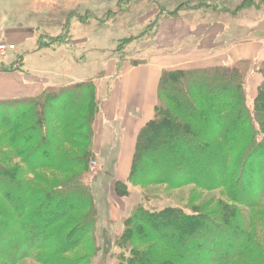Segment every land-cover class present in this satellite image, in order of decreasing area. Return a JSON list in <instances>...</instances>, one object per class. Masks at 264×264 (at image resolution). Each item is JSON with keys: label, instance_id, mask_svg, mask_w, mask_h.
I'll return each mask as SVG.
<instances>
[{"label": "trees", "instance_id": "1", "mask_svg": "<svg viewBox=\"0 0 264 264\" xmlns=\"http://www.w3.org/2000/svg\"><path fill=\"white\" fill-rule=\"evenodd\" d=\"M250 71L263 76L252 102ZM96 97L92 81H84L15 108L0 105V243L12 238L0 264H16L31 250L42 264H69L66 255L91 234L97 211L86 173L97 155ZM128 180L223 188L235 204L219 201L212 212L137 205L113 238L121 255L129 251L121 264H264V60L164 70ZM30 233L36 241L25 252L20 243Z\"/></svg>", "mask_w": 264, "mask_h": 264}, {"label": "rangeland", "instance_id": "2", "mask_svg": "<svg viewBox=\"0 0 264 264\" xmlns=\"http://www.w3.org/2000/svg\"><path fill=\"white\" fill-rule=\"evenodd\" d=\"M3 1L7 2V0ZM26 2V0H20L16 4H20L19 6H23L30 13H39L38 16L46 22L43 26L44 30L51 34V36L47 35L48 37H40V46H52L57 42L55 38L60 33L63 35L61 43L65 45L59 48L60 57L53 59L51 56V63L58 65L59 69L65 70L68 59V70L71 71L69 76L92 81L96 88V105L99 103L97 88H100L110 65L117 62L120 67V64L125 60L133 63L143 61L156 24L163 14H169L189 5L190 9L200 8L202 14L210 12L211 7H218L219 10H238L236 16V22L239 23L238 35L244 33L245 25L248 28L253 26L264 29V0H36V3L34 0H29L31 8L27 6ZM11 4L14 3L11 2ZM244 6L251 8L253 12L248 11L247 13L246 10H242L245 8ZM75 13L77 15H74ZM70 14H72L71 36L67 31H63V24L68 21ZM65 26L68 27L67 24ZM27 49L23 44H19L17 49L15 47L0 54V68H16L17 64H21L20 57L14 59L10 66L5 65L4 57L7 56L6 54L14 52L26 53ZM46 56L47 54L42 57L44 63L48 61ZM24 62L27 66L35 65L37 57L28 56ZM40 64L43 63L40 62ZM250 73L251 71L247 74V78ZM113 80L111 81L113 82ZM246 88L248 100L252 102L254 97H251V93L249 94L247 83ZM73 92L75 91L68 94ZM100 94L102 93L100 92ZM8 105L15 108L18 104ZM1 110L5 112V106ZM96 110L93 111V121H91L93 131L97 130L99 114ZM236 155H238L237 151L232 153V160L236 161ZM116 161L117 153L108 151L88 160L87 184L90 187L97 211L96 221L91 234H88L74 251L66 255L69 264H121L125 254L127 255L129 251L125 250L124 256L121 255L123 250L119 245L113 243V238L121 231L125 218L141 203L156 210L174 205L189 212L196 208L212 212L217 208L219 201L235 204L232 203L233 201L223 188L208 190L201 189L194 184L172 188L164 183L135 185L128 180L127 188L123 186L117 188L114 177ZM42 172L44 173L45 170ZM231 173L234 174L235 171L232 170ZM47 174L51 178L65 176L58 173L56 175L50 171ZM18 208L21 209L20 206ZM241 208L245 209L243 206ZM260 210L264 215V208ZM29 211L27 210V214ZM23 237L20 244L26 252V249L28 250L26 247L31 244L29 242L36 240L32 239L31 233L25 234ZM4 238L5 241L0 243V254L8 249L12 241L11 237L5 236ZM37 254L39 251L31 250L28 255L20 257L16 264H42V261L38 260L39 255ZM0 262H4V260L0 258Z\"/></svg>", "mask_w": 264, "mask_h": 264}, {"label": "crops", "instance_id": "3", "mask_svg": "<svg viewBox=\"0 0 264 264\" xmlns=\"http://www.w3.org/2000/svg\"><path fill=\"white\" fill-rule=\"evenodd\" d=\"M19 1L0 0V42L13 43L16 49L17 45L23 44L30 49L26 53L14 52L4 57L7 66L19 57L21 64L16 68H0V105H19L47 89L86 81L69 76L68 59L65 70L51 63V56L53 59L60 57L59 48L65 44L57 41L52 46H40L41 36H51L44 30L46 22L38 16L39 13H30L16 4ZM26 1L31 8L29 0ZM244 7L242 10L247 13L253 12L251 8ZM190 8L189 5L181 7L180 11L177 9L173 13L163 14L156 24L145 59L134 63L125 60L120 67L112 61L105 79L97 88L99 116L95 151L97 155L107 151L117 153L116 181H128L138 133L155 116L159 82L164 70L264 60V29L245 25L244 33L238 35V10L211 7L210 12L202 14L200 8ZM71 18L72 14L65 23L69 36ZM95 48L98 49L97 46ZM45 54L47 62L51 64L42 61ZM28 56L37 57V64L25 65L24 60ZM262 79L260 72L251 71L249 74L246 83L251 97L256 95Z\"/></svg>", "mask_w": 264, "mask_h": 264}, {"label": "built area", "instance_id": "4", "mask_svg": "<svg viewBox=\"0 0 264 264\" xmlns=\"http://www.w3.org/2000/svg\"><path fill=\"white\" fill-rule=\"evenodd\" d=\"M15 47L16 46L14 44L2 42V43H0V54L6 53L9 50L14 49ZM17 66H18V64H17ZM93 163H95V162H93Z\"/></svg>", "mask_w": 264, "mask_h": 264}]
</instances>
